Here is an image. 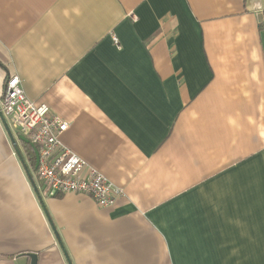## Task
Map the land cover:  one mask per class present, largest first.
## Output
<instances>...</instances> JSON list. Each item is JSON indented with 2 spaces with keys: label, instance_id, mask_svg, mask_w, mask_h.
I'll list each match as a JSON object with an SVG mask.
<instances>
[{
  "label": "crops",
  "instance_id": "crops-1",
  "mask_svg": "<svg viewBox=\"0 0 264 264\" xmlns=\"http://www.w3.org/2000/svg\"><path fill=\"white\" fill-rule=\"evenodd\" d=\"M9 75L124 195L41 194L0 115V264H264V0H0Z\"/></svg>",
  "mask_w": 264,
  "mask_h": 264
},
{
  "label": "built area",
  "instance_id": "built-area-1",
  "mask_svg": "<svg viewBox=\"0 0 264 264\" xmlns=\"http://www.w3.org/2000/svg\"><path fill=\"white\" fill-rule=\"evenodd\" d=\"M0 115L16 134H23L39 151L36 176L42 193L59 196L78 193L91 196L101 207L113 206L124 195L96 166L62 142L69 124L46 103L30 98L18 75L5 79Z\"/></svg>",
  "mask_w": 264,
  "mask_h": 264
},
{
  "label": "water",
  "instance_id": "water-1",
  "mask_svg": "<svg viewBox=\"0 0 264 264\" xmlns=\"http://www.w3.org/2000/svg\"><path fill=\"white\" fill-rule=\"evenodd\" d=\"M5 124H6L7 129L9 130V134L11 136V140H12L13 144L15 145V148L19 152V154H21V152L19 151L18 144H17L18 143V139L23 141V142H25V143L31 144V146L34 149V153H35V155H34L35 156V168H37L38 164H39V156H38L39 151H38V148L34 144L30 143V140L26 136H24L23 134H19L18 137H16L13 134V132L10 130V127H9L8 123L5 122ZM29 256H30L29 258L31 259V263L30 264H37V259H36L37 254L36 253H30Z\"/></svg>",
  "mask_w": 264,
  "mask_h": 264
},
{
  "label": "trees",
  "instance_id": "trees-1",
  "mask_svg": "<svg viewBox=\"0 0 264 264\" xmlns=\"http://www.w3.org/2000/svg\"><path fill=\"white\" fill-rule=\"evenodd\" d=\"M22 144L26 147V148H28V154H27V156L29 157V163H31V166L32 167H35V153H34V150H30V145L31 144H29V143H25V142H23L22 141Z\"/></svg>",
  "mask_w": 264,
  "mask_h": 264
}]
</instances>
